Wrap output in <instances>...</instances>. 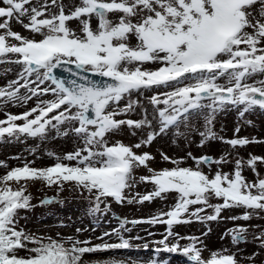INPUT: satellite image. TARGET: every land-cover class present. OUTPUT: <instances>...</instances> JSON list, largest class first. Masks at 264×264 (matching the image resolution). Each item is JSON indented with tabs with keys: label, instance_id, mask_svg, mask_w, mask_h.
Segmentation results:
<instances>
[{
	"label": "snow or ice",
	"instance_id": "1",
	"mask_svg": "<svg viewBox=\"0 0 264 264\" xmlns=\"http://www.w3.org/2000/svg\"><path fill=\"white\" fill-rule=\"evenodd\" d=\"M13 23L27 34L15 31ZM0 64L19 69L17 79L0 87V109L25 106L33 97L38 101L21 114L5 112L0 142L33 138L44 143L55 133L53 138L71 135L83 145L63 156L48 152L55 159L52 166L36 168L31 166L34 161L25 162L0 176V264H93L87 256L132 247L123 235L131 231L128 223L164 224L163 239L153 241L157 252H180L189 264H256L264 253V224L237 225L221 236L229 237L233 248L252 236L260 251L239 260L242 249L225 248L204 258L203 237L211 231L210 222L264 220V176L257 170L264 157L236 156L232 171L225 172V165L232 164L228 156L214 159L189 153L194 164L189 167L183 166V159L161 153L173 167L157 171L150 166V153L134 149L150 146L171 130L183 135L181 126L201 117V147L210 140H221L233 150L259 142L225 141L213 124L216 114L229 107L238 109L241 117L264 110V0H79L67 11L63 0H0ZM21 88L27 94L20 95ZM49 95L51 99H41ZM134 95L147 96L148 105L133 100ZM122 101H127L123 107ZM137 109L141 119L126 118ZM125 128L133 136L147 130L146 137L134 145L112 142ZM30 154L35 155V149ZM0 167L8 168L2 162ZM245 167L253 180L243 175ZM139 168L148 175L137 179ZM30 182L56 185L57 195L66 186L75 190L88 199L90 215L99 213L101 204L109 210L113 201L143 204L159 198L175 203L165 204L166 211L147 220L121 221L112 233L96 237L101 243L79 239L84 231L80 228L75 236H40L20 226V210L33 207ZM141 183L151 185L152 191L134 193ZM55 202L59 201L41 203ZM234 209L242 214L222 217L225 210ZM193 222L207 231L181 236L173 230ZM113 236L118 242H108Z\"/></svg>",
	"mask_w": 264,
	"mask_h": 264
},
{
	"label": "rangeland",
	"instance_id": "2",
	"mask_svg": "<svg viewBox=\"0 0 264 264\" xmlns=\"http://www.w3.org/2000/svg\"><path fill=\"white\" fill-rule=\"evenodd\" d=\"M66 5V11L69 5H75L79 3V0H63ZM13 29L22 34H27L21 25L13 23ZM10 69V70H7ZM19 69L14 65L0 64V87H5L11 80L17 79V72ZM251 82V81H250ZM23 83V81H21ZM35 87V85H32ZM43 87V86H41ZM26 90L20 89V95H25ZM49 96H41V99H51ZM133 100H139L142 105H148L147 96H133ZM127 101L121 102V107ZM38 103L36 97L28 100L25 106H13L11 104L0 109V120L6 119L5 112L10 114H21L26 109H31ZM133 120L142 118V112L137 109L135 113H130L129 117ZM21 123V122H17ZM239 127L240 131L237 134L235 129ZM183 135H176L175 130L169 131L167 134L158 135L150 146L143 147L141 149H134L137 153L148 152L154 160L150 161V166L154 170H161L163 168H171L172 164L162 159L161 153L167 155L171 159H183V166H194L189 153L192 157L209 156L214 159H219L221 156H228V159L232 161V164L225 165L223 171L230 172L234 166V158L236 156L242 157L247 160L249 156L264 157V112L258 108L254 111L245 113L243 117L240 116V111L236 108L229 107L228 109L218 112L216 114L213 131L223 139L230 140L233 138H248L249 140L259 141L258 143H250L244 148H238L233 150L229 145L223 143L221 140H210L204 143L201 147L200 132L204 131V120L199 118L197 120L190 121L187 127L181 126L180 130ZM147 130L141 132L137 130L135 136L131 135L130 131L125 128L119 134L112 138V142L119 140L125 145H134L139 143L142 138L146 137ZM55 133H51L49 139L41 143L37 139L28 138L22 141H8L7 138L3 142H0V162L7 164L8 168L0 167V176H3L7 170H11L15 167H22L25 162H32L31 166L36 168H46L54 165L55 159L47 155L48 152H53L57 156H63L66 153L74 151L77 147H82V142L77 141L74 136L53 138ZM35 149V155L30 154V150ZM20 157V159H16ZM257 170L262 176H264V165L259 162L257 164ZM207 171V168H205ZM135 175L137 179L140 176L148 175L147 170L139 168L136 170ZM243 175L248 180L254 179V174L250 169L245 167ZM134 193L138 192L141 195L147 194L152 191L151 185H145L143 183L137 184L132 190ZM28 193L31 194V207L27 210H20L21 217L20 226L27 232L34 233L40 236L50 235L55 237L57 233L61 236H75L76 229H84L79 234V239L92 240L93 243H101L96 237L102 236L105 232L112 233L115 229L119 228L120 222L127 220H147L152 216L159 213L165 208V204L172 205L174 200L161 201L159 198L152 200L151 202L145 201L143 204H117L114 201L110 203V208L104 211V205L101 204V211L94 215L89 214L90 204L86 197L79 195L75 190H68L67 186L65 190L57 195L56 185L51 188L44 187L40 182L29 183ZM27 194V193H26ZM45 199H55L59 202L43 205L41 202ZM211 212V209L208 210ZM242 210H225L222 213V217L229 215H240ZM255 225L264 224V220H257L253 218L249 222L237 221L232 222L227 219H221L219 223L210 222L211 231L208 232L204 239L205 251L202 253L204 258L210 257L212 252H220L225 248L236 252L237 249H242V252L237 253V259L241 256L251 255L253 252L260 251L256 243L252 242V236H248V243L241 244L236 248L231 245L229 237L221 239V236L230 228H234L237 225ZM131 231L123 232L126 239L131 241L132 247L128 249H111L102 253L92 254L86 257V259L93 261H108L117 260L122 261L123 264H150L151 261H157L158 264H189L187 257L182 253H169L165 251L157 252V245L153 241L163 239V235L166 232V226L164 224H157L155 226L140 223L133 226L131 223L126 225ZM175 232L181 236H201L207 228L198 223L193 222L190 224H180L174 226ZM251 232L252 229L250 228ZM154 233V235H149ZM140 236L143 239L136 240L135 237ZM108 240L107 237H105ZM110 243L118 242L115 236ZM147 243L148 248H144L143 245ZM187 241H181V244H185ZM24 252H20V255H24ZM256 264H264V253L257 257Z\"/></svg>",
	"mask_w": 264,
	"mask_h": 264
},
{
	"label": "water",
	"instance_id": "3",
	"mask_svg": "<svg viewBox=\"0 0 264 264\" xmlns=\"http://www.w3.org/2000/svg\"><path fill=\"white\" fill-rule=\"evenodd\" d=\"M58 75L61 77V78H67V74L63 73V72H60L58 70ZM94 79H99V77H94Z\"/></svg>",
	"mask_w": 264,
	"mask_h": 264
}]
</instances>
